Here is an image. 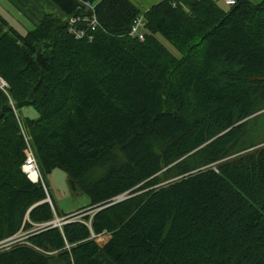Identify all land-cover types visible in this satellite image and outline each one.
Listing matches in <instances>:
<instances>
[{
    "label": "trees",
    "instance_id": "obj_1",
    "mask_svg": "<svg viewBox=\"0 0 264 264\" xmlns=\"http://www.w3.org/2000/svg\"><path fill=\"white\" fill-rule=\"evenodd\" d=\"M52 1L60 12L25 34L0 13V243L91 212L0 245V264H264V139L249 128L264 111V0H161L143 40L130 0H89L100 26L82 38L68 28L82 0ZM20 117L42 181L22 169ZM55 168L87 206L59 211Z\"/></svg>",
    "mask_w": 264,
    "mask_h": 264
},
{
    "label": "rangeland",
    "instance_id": "obj_2",
    "mask_svg": "<svg viewBox=\"0 0 264 264\" xmlns=\"http://www.w3.org/2000/svg\"><path fill=\"white\" fill-rule=\"evenodd\" d=\"M217 1L224 8L229 7V5L225 3V0L224 1L217 0ZM54 11L59 13V10L57 8L54 9ZM161 38L169 47L173 48L169 44V42H167V40H165L163 37ZM23 113H25L26 115L37 116V112L33 108H29V107L23 108ZM257 117H258L257 121L254 124H250L249 128L251 129L252 132L257 134L256 137L258 139H264V111H261ZM20 119H21L22 125L24 126V121L22 120L21 117ZM46 179H47V183L51 191L52 197L59 211L63 213H70L82 207L87 206L91 202L90 196L86 192H83L81 190H75L72 188L69 182L67 173L63 169L61 168L53 169L50 173L47 174ZM123 198L125 197L122 195L118 198V200H122ZM46 200L51 203V201L49 200V197H47ZM82 211H78V212H82ZM90 212H85V213L82 212V213L90 214ZM82 213L76 214L75 216H72L73 214H70L64 217H61L56 214L55 218L51 221H52V224L56 222L57 223L56 225L61 227L62 225H59V223H62V222L65 223L73 219H81L82 215H84ZM44 224L45 223H43L42 225ZM39 225L41 224H34L32 227L27 228L13 236L8 237L7 239H5L4 241L0 243L1 247L2 246L11 247L18 243H29V241L27 240L28 237L37 232L35 231V229H38V228H35V227H38ZM42 227H45V226H42ZM109 236H110L109 234H105V235H101L97 237L96 239L100 243H104L109 238Z\"/></svg>",
    "mask_w": 264,
    "mask_h": 264
},
{
    "label": "built area",
    "instance_id": "obj_3",
    "mask_svg": "<svg viewBox=\"0 0 264 264\" xmlns=\"http://www.w3.org/2000/svg\"><path fill=\"white\" fill-rule=\"evenodd\" d=\"M237 0H225V3L227 5H234L236 4ZM96 4L89 1V0H82V7L86 9V11H80L79 13H76L72 15L68 20V28L69 32L73 34L76 38H82V37H91V31L95 30L100 26V21L98 19V16L96 14L95 10ZM130 34L134 37H138L139 39L145 38V16L144 14H141L137 16L132 24ZM10 84L9 82L0 74V89L4 91L6 94L9 92ZM22 132L25 136L26 144H27V150H26V157L24 160V163L22 165L23 171L27 174V176L32 180L33 182L42 181V174L41 169L37 160V156L35 153L34 148L32 147L30 140L31 137L28 135L26 130L24 129L22 125ZM51 201V199L49 198ZM64 222L59 223V225H62ZM57 223L54 222L52 224V221L45 223L44 225H39L36 228H40L42 226H57ZM108 234L106 231H104L101 234H93V237L97 238L101 235Z\"/></svg>",
    "mask_w": 264,
    "mask_h": 264
},
{
    "label": "crops",
    "instance_id": "obj_4",
    "mask_svg": "<svg viewBox=\"0 0 264 264\" xmlns=\"http://www.w3.org/2000/svg\"><path fill=\"white\" fill-rule=\"evenodd\" d=\"M130 1L144 14L161 0ZM250 1L258 3L262 0ZM56 8L60 12V9L52 0H0V13L22 34H25L39 23L44 11H54Z\"/></svg>",
    "mask_w": 264,
    "mask_h": 264
}]
</instances>
